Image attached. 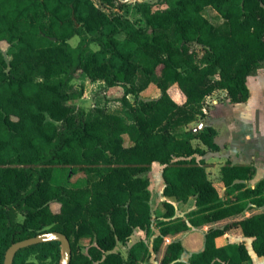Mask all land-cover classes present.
Masks as SVG:
<instances>
[{
    "label": "trees",
    "instance_id": "trees-1",
    "mask_svg": "<svg viewBox=\"0 0 264 264\" xmlns=\"http://www.w3.org/2000/svg\"><path fill=\"white\" fill-rule=\"evenodd\" d=\"M97 1L0 0V41L9 55L0 47V264L13 242L46 230L67 236L69 264H140L151 251L157 264H242L250 258L244 244L216 243L235 228L264 256V178L247 186L255 167L226 160L221 196L204 159L207 150L219 149L215 129L179 133L204 115L205 97L216 90L231 102L248 99L247 79L264 64V0H161L164 6L156 8L137 1L143 26L102 8L116 0ZM206 7L222 21L212 23ZM80 73L123 86L120 109L68 104L80 96L71 90ZM150 84L157 97L128 99ZM173 85L183 101L170 95ZM154 161L162 165L164 196L193 197L186 218L175 216L168 200L152 215L143 174ZM63 169L82 173L84 183L58 181ZM154 219L151 249L138 240L126 257L114 251L135 228L148 234ZM195 229L203 233V247L182 260V236ZM83 239H89L85 251ZM60 259L59 241L49 240L18 249L12 264Z\"/></svg>",
    "mask_w": 264,
    "mask_h": 264
},
{
    "label": "rangeland",
    "instance_id": "rangeland-1",
    "mask_svg": "<svg viewBox=\"0 0 264 264\" xmlns=\"http://www.w3.org/2000/svg\"><path fill=\"white\" fill-rule=\"evenodd\" d=\"M137 1L153 3L154 8L164 6L159 4L161 0H116L114 6H104L102 8L110 14L122 13L137 26H143L144 22L134 5ZM94 2L99 5L97 0H94ZM204 15L214 24L222 21L220 15L212 7H206ZM123 36V33L118 34L120 39ZM78 41L79 37L76 35L69 40L72 46H75ZM90 46L93 49L97 48L94 43ZM0 47L5 58L9 59L7 53L8 44L5 41H0ZM71 83L72 92L74 94L80 93V96L68 100V104L83 108L86 111H90L96 105H103L111 111L120 109L119 97L124 93L123 86H107L102 81H90L83 73H80ZM247 86L249 88V97L244 102H231L225 90H216L207 95L203 102L205 107L204 115H197L193 121L179 128L180 134L201 129L207 125L215 129L216 135L214 139L219 144V149L216 151L207 150L204 159L208 164L206 167L208 177L221 196L224 192V185L220 179V167L226 160H230L232 163L254 164L255 175L245 181L247 186L255 185L260 178L264 177V64L255 74L248 77ZM170 93L177 102L183 101L184 95L177 86L174 88L170 87ZM158 94V88L154 84H150L138 95L127 94V97L131 102H135L139 99L155 98ZM192 144L206 148L198 139H192ZM152 164L150 170L145 172L143 176H147L149 179V204L154 216L160 211V202L167 198L161 191L164 183L161 175L162 165L156 161ZM56 177L58 181L70 185H80L85 181V176L82 173L71 172L67 169H63V172L58 173ZM91 177L94 178L95 176L91 175ZM170 201L175 207V216L177 217L186 218V213L195 207L193 197H190L186 202L177 201L175 198L170 197ZM51 207L53 210H57L58 204L52 203ZM16 218L22 219V215L18 213ZM157 234L158 227L154 219L148 234L142 229L135 228L128 241L124 243L118 242L114 251H118L123 257H126L129 246L138 240H144L151 249L152 240ZM230 239L241 243L237 234H232ZM81 243L85 251L89 244V239H83ZM140 264H157L153 252L151 251V254L141 261Z\"/></svg>",
    "mask_w": 264,
    "mask_h": 264
},
{
    "label": "crops",
    "instance_id": "crops-1",
    "mask_svg": "<svg viewBox=\"0 0 264 264\" xmlns=\"http://www.w3.org/2000/svg\"><path fill=\"white\" fill-rule=\"evenodd\" d=\"M175 86L176 85H173V86H171V88H174ZM169 93H170V88H169ZM170 95H171V93H170ZM233 163H235V162H233ZM246 164H251V163H246ZM252 165L254 166V164H252ZM254 175H253V177H254ZM262 178H264V177H262ZM262 178H260V179H262ZM163 185H164V183H163ZM250 186H254V185H250ZM166 198H167L166 200L170 201V197H166ZM170 202H172V201H170ZM203 229H206V226H204ZM232 234H237V236H239V238H240L238 240H241V243L244 244L248 250L250 258L247 261L243 262L242 264H264V256H258L252 248V245H251L252 238L245 237L242 234V232L240 231V229H238V228L226 231L222 236H219L216 239L217 245H226V244L233 243V242L240 244V241L239 242L238 241H231L230 236ZM168 240H169V238H166V241H168ZM182 243L185 247L184 251H186V252L183 251V253L181 254V259L187 261L189 259L191 252L198 251V250L202 249V247H203V233H202V231L195 229V230H191V231L185 233L182 236Z\"/></svg>",
    "mask_w": 264,
    "mask_h": 264
},
{
    "label": "water",
    "instance_id": "water-1",
    "mask_svg": "<svg viewBox=\"0 0 264 264\" xmlns=\"http://www.w3.org/2000/svg\"><path fill=\"white\" fill-rule=\"evenodd\" d=\"M49 240H57L60 243L61 259L59 264H69L71 259L69 239L58 231L50 230L42 231L34 236L13 242L5 251L3 264H12L14 255L18 249Z\"/></svg>",
    "mask_w": 264,
    "mask_h": 264
},
{
    "label": "built area",
    "instance_id": "built-area-1",
    "mask_svg": "<svg viewBox=\"0 0 264 264\" xmlns=\"http://www.w3.org/2000/svg\"><path fill=\"white\" fill-rule=\"evenodd\" d=\"M202 109H203V111H205V107H203Z\"/></svg>",
    "mask_w": 264,
    "mask_h": 264
}]
</instances>
